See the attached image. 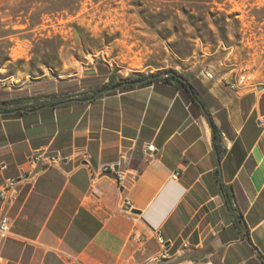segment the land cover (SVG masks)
Listing matches in <instances>:
<instances>
[{"label": "crops", "instance_id": "obj_1", "mask_svg": "<svg viewBox=\"0 0 264 264\" xmlns=\"http://www.w3.org/2000/svg\"><path fill=\"white\" fill-rule=\"evenodd\" d=\"M182 74L203 106L158 80L0 113V264H264V86Z\"/></svg>", "mask_w": 264, "mask_h": 264}, {"label": "rangeland", "instance_id": "obj_2", "mask_svg": "<svg viewBox=\"0 0 264 264\" xmlns=\"http://www.w3.org/2000/svg\"><path fill=\"white\" fill-rule=\"evenodd\" d=\"M173 70L264 86V0H0V100Z\"/></svg>", "mask_w": 264, "mask_h": 264}, {"label": "trees", "instance_id": "obj_3", "mask_svg": "<svg viewBox=\"0 0 264 264\" xmlns=\"http://www.w3.org/2000/svg\"><path fill=\"white\" fill-rule=\"evenodd\" d=\"M158 80H163L166 82L176 81L177 87L185 88L189 92L191 98L203 106V102L198 97V90L196 86L193 83H191L189 79L186 76H184L182 73L173 70L170 71L169 74H165V72L151 74V75L136 74L124 79H119L117 78V75L115 73H112L109 75L108 81L97 86L96 89H94V91L81 93V95L77 97H73L68 93L60 92V93H51L50 95L39 97L37 99L35 98L33 99V97L30 96L2 99L0 100V113L21 114L28 110L54 108L57 106L66 105L76 101L94 100L112 91L126 89L136 85H142ZM205 110L207 112V109ZM210 119L213 125L215 148L217 149V151H219L220 148L219 145L217 144V141L220 139L221 134L219 132L218 127L213 122L212 118ZM226 197H227V203L231 208V211L233 212V214H236V209L232 206L230 202V198L227 194ZM237 218L239 220L243 219L241 213L237 214Z\"/></svg>", "mask_w": 264, "mask_h": 264}, {"label": "built area", "instance_id": "obj_4", "mask_svg": "<svg viewBox=\"0 0 264 264\" xmlns=\"http://www.w3.org/2000/svg\"><path fill=\"white\" fill-rule=\"evenodd\" d=\"M40 158L39 155L33 156V161H37ZM129 160V159H128ZM124 161L127 162V158H123V161H119L117 163L118 168L115 165H110L104 168L105 171H111L115 173V178L117 183L120 184L124 180V171L120 169V166ZM6 168V165L2 164V169ZM27 177V175L23 174L19 177L9 178L3 185L2 189H0V197L5 203L12 202L17 196V184L21 179ZM12 234L10 219L7 216L2 217L0 220V243L3 242L4 239L9 237ZM161 244L164 245V241L160 238ZM188 243H186L187 246Z\"/></svg>", "mask_w": 264, "mask_h": 264}, {"label": "water", "instance_id": "obj_5", "mask_svg": "<svg viewBox=\"0 0 264 264\" xmlns=\"http://www.w3.org/2000/svg\"><path fill=\"white\" fill-rule=\"evenodd\" d=\"M169 73H170V71L165 72V74H169ZM125 206H126V208H130V205L129 204H126Z\"/></svg>", "mask_w": 264, "mask_h": 264}]
</instances>
